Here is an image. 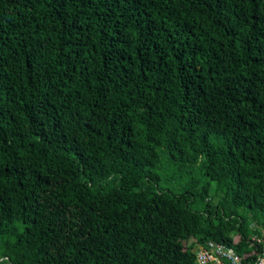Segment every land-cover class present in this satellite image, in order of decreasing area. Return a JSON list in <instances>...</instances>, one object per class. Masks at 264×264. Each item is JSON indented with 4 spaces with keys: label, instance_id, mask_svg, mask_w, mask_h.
I'll use <instances>...</instances> for the list:
<instances>
[{
    "label": "trees",
    "instance_id": "obj_1",
    "mask_svg": "<svg viewBox=\"0 0 264 264\" xmlns=\"http://www.w3.org/2000/svg\"><path fill=\"white\" fill-rule=\"evenodd\" d=\"M263 229L264 0H0V264H253Z\"/></svg>",
    "mask_w": 264,
    "mask_h": 264
},
{
    "label": "built area",
    "instance_id": "obj_2",
    "mask_svg": "<svg viewBox=\"0 0 264 264\" xmlns=\"http://www.w3.org/2000/svg\"><path fill=\"white\" fill-rule=\"evenodd\" d=\"M251 239L257 244L253 264H264V229L262 236L252 235ZM193 251L194 264H242L232 247L213 240L196 245Z\"/></svg>",
    "mask_w": 264,
    "mask_h": 264
},
{
    "label": "rangeland",
    "instance_id": "obj_3",
    "mask_svg": "<svg viewBox=\"0 0 264 264\" xmlns=\"http://www.w3.org/2000/svg\"><path fill=\"white\" fill-rule=\"evenodd\" d=\"M178 186H179L178 183H175V182L171 183V187H178ZM235 239H237V237H235Z\"/></svg>",
    "mask_w": 264,
    "mask_h": 264
}]
</instances>
